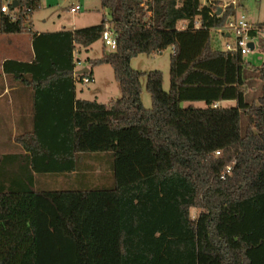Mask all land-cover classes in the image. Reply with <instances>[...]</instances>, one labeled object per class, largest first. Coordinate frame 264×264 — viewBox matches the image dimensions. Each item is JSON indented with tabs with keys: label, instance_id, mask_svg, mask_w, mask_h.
<instances>
[{
	"label": "trees",
	"instance_id": "16d2710c",
	"mask_svg": "<svg viewBox=\"0 0 264 264\" xmlns=\"http://www.w3.org/2000/svg\"><path fill=\"white\" fill-rule=\"evenodd\" d=\"M100 1L108 21L76 30L36 32L31 20L40 0L11 5L16 21L0 16V33H28L35 50L32 62L6 60L4 72L32 86L37 103L58 97L67 113L51 132L36 115L31 139H20L28 154L6 158L20 164V174L0 183V264H264V93L246 98L244 55L214 46L211 32L237 16L236 6L218 13L219 0ZM107 27L118 47L93 65L112 66L121 97L76 100L75 53L101 40ZM168 47L170 89L161 71L146 73L152 99L146 108L145 73L131 61ZM254 69L264 82V62ZM78 77L94 79L93 69ZM228 100L236 105L221 106ZM186 101L205 106L183 107ZM76 113L86 120L79 132ZM96 127L135 129L151 143L153 171L119 180L115 142L93 152L84 146ZM103 158L112 186L36 188L35 173H81L105 164ZM193 207L200 208L196 218Z\"/></svg>",
	"mask_w": 264,
	"mask_h": 264
},
{
	"label": "rangeland",
	"instance_id": "374dc122",
	"mask_svg": "<svg viewBox=\"0 0 264 264\" xmlns=\"http://www.w3.org/2000/svg\"><path fill=\"white\" fill-rule=\"evenodd\" d=\"M11 0H0V3H9ZM218 3L221 8L226 6L223 3H237L239 15H244L247 20L258 27L255 36L251 37L250 42L255 44V48L248 54L244 55L245 66L243 69V78L246 80L248 93L246 98L250 101L258 100L264 93V82L261 80L258 71L254 68L259 67L264 62V0H220ZM70 5H82V10L78 13L70 11L66 3ZM40 7L32 14V26L36 30H60L81 29L100 24L104 19L108 21L110 13L103 10L100 0H40ZM182 27L181 22L178 24ZM261 27V28H260ZM214 46L224 49L227 42L234 43L235 39H225L216 30H212ZM79 58L81 68H92L94 79L90 83L83 81L77 82V96L80 99L97 101L99 103H108L112 99L121 97V89L115 80L114 71L109 64L93 65V60L100 58L104 52L110 49L105 46L103 40H98L89 48L80 49ZM174 53L173 47H168L161 53L147 56L139 54L131 61L134 69L142 71L145 75L141 79L142 83V100L146 108L152 107L151 95L147 90L146 73L159 70L163 73V87L166 91L170 89V69L171 56ZM79 60V61H80ZM236 101L228 100L221 103V106H235ZM183 107L195 106L204 107L203 101H186L182 103ZM247 124V117L243 116V125ZM100 130V131H99ZM117 133V134H115ZM109 131L105 127L92 128L87 137H95L97 139H106L110 136V143L121 140L117 149V177L123 182L131 181L136 178L146 176L153 171L155 161L152 153L151 143L139 137L136 130L126 132ZM9 135V133H6ZM2 136V135H1ZM0 136V142L1 140ZM85 136L83 137V139ZM126 138V139H125ZM125 139V140H124ZM85 140V139H84ZM5 142H7L5 140ZM118 145V142H115ZM1 146V144H0ZM100 159L102 157H96ZM105 164L98 166L96 169H86L85 172L66 175L61 173L41 175L38 177L36 184L37 189L64 190V189H87L109 187L108 181L113 182V172L110 164L106 159H101ZM11 164L6 158L0 161V183L6 184L14 176H19V165ZM98 165V163H96ZM47 176V177H46ZM2 186V185H1ZM200 212V208L193 207L190 209L192 218H196Z\"/></svg>",
	"mask_w": 264,
	"mask_h": 264
},
{
	"label": "crops",
	"instance_id": "0c3cea01",
	"mask_svg": "<svg viewBox=\"0 0 264 264\" xmlns=\"http://www.w3.org/2000/svg\"><path fill=\"white\" fill-rule=\"evenodd\" d=\"M229 4L230 3H223L224 6ZM66 6H68L69 8V6L71 5L69 2H67ZM235 6L237 11L236 13L237 15H239L237 3ZM1 15L2 14L0 13V16ZM33 29L38 33L76 30L68 28L55 31H42L36 30L35 28ZM253 29L257 33L258 27L255 26L254 23H252L251 30ZM80 52V49L76 51V60H80ZM34 58L35 50L33 46V37L30 34L0 33V136L2 135V141L0 142V161L4 158L16 159L15 157H21V159H23V155L25 156V154H28L27 148H25V145L20 141V139H31L29 138V135H32L34 131L36 115L39 114V117L41 116V119H43L44 129H48L50 130L49 132H51L55 130L59 123H63V116L67 114L65 111V104L62 103V100H58V97H41L39 103H37V100L34 96L35 89L32 86L20 84L11 75L5 73L3 70V64L6 60L12 59L22 62H32ZM80 64L81 60L77 62V67L75 70L76 100L80 99L79 96H77V82L80 81L78 74L82 73L83 70H87L86 72L89 71V68L83 67L79 69ZM85 122L86 120L84 122L83 120L80 122V115L79 113H76L77 132H79L80 130V124L84 125ZM6 133H9V135H7ZM109 138L110 137H107L106 139H97L95 137H87V135H85V140L83 139V143L89 151L93 152L98 148L106 147L107 145H109ZM5 140L7 142H5ZM115 142H118V145L115 143V152L118 160L119 152H117V149L119 147L120 142L122 141L118 140ZM56 173L57 172L35 173V175L36 178H38L41 175H49ZM65 174L72 175L73 173Z\"/></svg>",
	"mask_w": 264,
	"mask_h": 264
},
{
	"label": "built area",
	"instance_id": "2783aa9c",
	"mask_svg": "<svg viewBox=\"0 0 264 264\" xmlns=\"http://www.w3.org/2000/svg\"><path fill=\"white\" fill-rule=\"evenodd\" d=\"M207 2L208 0H202ZM13 0L9 3L2 4L0 3V13L3 15H9L13 21L17 20V14L11 11V5ZM230 4L236 5V2L233 1ZM17 8V7H16ZM69 9L73 13H78L82 10V6L79 4L69 6ZM252 29V24L247 20L244 15H237L232 19L228 20V24L222 28H219L217 31L225 39L234 37V43L227 42L225 45V50L227 52H239L242 55L248 54L252 49L249 46L251 37L250 30ZM102 40L106 47L110 50H115L118 47V35L111 31L109 27L104 31ZM93 79L89 77L81 78L80 81L85 83H90ZM218 106V105H215Z\"/></svg>",
	"mask_w": 264,
	"mask_h": 264
},
{
	"label": "water",
	"instance_id": "95a60500",
	"mask_svg": "<svg viewBox=\"0 0 264 264\" xmlns=\"http://www.w3.org/2000/svg\"><path fill=\"white\" fill-rule=\"evenodd\" d=\"M12 6H13L14 8L18 7V6H19V2H18V0H13V2H12ZM222 10H223V9L220 8V10H219L218 13H221ZM249 46H250L251 49H254V48H255V44H254L253 42H250V43H249ZM86 71H87V70H83L82 73H84V72H86Z\"/></svg>",
	"mask_w": 264,
	"mask_h": 264
}]
</instances>
